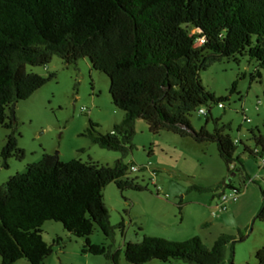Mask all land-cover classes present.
Returning a JSON list of instances; mask_svg holds the SVG:
<instances>
[{"label": "trees", "instance_id": "trees-1", "mask_svg": "<svg viewBox=\"0 0 264 264\" xmlns=\"http://www.w3.org/2000/svg\"><path fill=\"white\" fill-rule=\"evenodd\" d=\"M205 42L198 44L200 39ZM55 55L67 65L89 58L95 70L111 78L114 104L125 111L121 123L111 133H100L97 124L84 135L102 148L133 151L137 121L148 122L158 135L171 131L193 137L198 143L216 142L229 172L243 173L245 152L264 154V134L252 130L256 148L230 134L232 126L215 120L213 132L207 127L194 129V112L212 102L224 103L203 84L201 72L211 63L237 55H248L264 69V0H0V126L11 130L1 155L4 167L10 159L23 160L15 104L30 99L57 77L29 72L28 65L47 66ZM236 90V87L234 91ZM225 105V104H224ZM130 167L124 161L115 166L74 159L64 162L58 155L45 154L25 173L0 183V256L3 264L28 259L45 264L55 245L44 238L48 221L63 223L79 238H88L83 252L105 255L121 264V252L93 243L89 238L96 226L115 241L126 223L113 225L105 201V188L115 182L125 191L148 190L137 179L127 177ZM232 187L224 181L217 191ZM191 189L207 191L194 185ZM235 189V188H234ZM264 197V188H262ZM257 218L264 220V204ZM59 242V241H58ZM131 264L183 260L187 264H225L227 241L211 250L199 238L167 242L145 237L126 245ZM264 264V247L257 252Z\"/></svg>", "mask_w": 264, "mask_h": 264}, {"label": "rangeland", "instance_id": "rangeland-1", "mask_svg": "<svg viewBox=\"0 0 264 264\" xmlns=\"http://www.w3.org/2000/svg\"><path fill=\"white\" fill-rule=\"evenodd\" d=\"M198 44H201L199 42ZM259 62L248 55H237L211 63L201 72L203 84L217 98L228 97L221 108L218 102L204 105L191 117L195 130L207 127L213 132L215 120L231 125L234 139H242L256 148L251 131L264 134V69L256 75ZM29 72L57 77L16 107L20 147L26 157L10 159L4 167L1 155L11 130L0 126V183L25 173L43 160L45 154L58 155L64 162L74 159L87 163L115 166L118 161L129 165L131 179L148 186V190L122 191L113 182L104 191L113 225L126 223V231L118 230L115 241L109 240L99 226L89 238L93 243L121 252V264H131L126 257V245L142 242L145 237L167 242L199 238L203 247L211 250L218 242L227 241L225 264H260L257 252L264 247V220L257 218L264 197V169L258 157L245 152L240 144L237 156L243 157L246 169L236 175L229 172L216 142L198 143L193 137H182L171 131L151 132L148 122L137 121L134 149L129 155L102 148L84 135L95 122L100 133H111L121 123L125 111L118 108L111 94V78L95 70L89 58L67 65L55 55L47 66L28 65ZM236 87V90L234 91ZM140 168L133 171L132 167ZM241 190L233 198L232 187L217 191L219 183L229 181ZM199 185L207 191L191 189ZM230 197L227 208L218 206L221 192ZM44 238L55 245V252L45 264H114L105 255L83 252L86 238L69 232L63 223L48 221ZM59 241V242H58ZM0 264L3 259L0 256ZM17 264H32L21 259ZM146 264H187L183 260L163 262L155 259Z\"/></svg>", "mask_w": 264, "mask_h": 264}, {"label": "built area", "instance_id": "built-area-1", "mask_svg": "<svg viewBox=\"0 0 264 264\" xmlns=\"http://www.w3.org/2000/svg\"><path fill=\"white\" fill-rule=\"evenodd\" d=\"M200 41H201V43H204L205 42V38L200 39ZM219 106L221 108L225 107L224 103H220ZM200 114L207 116L209 114V112L207 110H205L204 108H201L200 109ZM235 141H236V143H239L240 139H235ZM256 152L257 153H261V150L259 148H256ZM260 160H261L262 168L264 169V154L260 156ZM132 170L133 171H138V170H140V168L137 167V166H133ZM234 190H235V192L233 193L232 196H233L234 199H238L241 196V192H240L241 190H238V189H234ZM229 199H230V197L227 196L225 191L221 192L220 203H219L218 206H221L223 208H227Z\"/></svg>", "mask_w": 264, "mask_h": 264}, {"label": "water", "instance_id": "water-1", "mask_svg": "<svg viewBox=\"0 0 264 264\" xmlns=\"http://www.w3.org/2000/svg\"><path fill=\"white\" fill-rule=\"evenodd\" d=\"M16 107H17V104H15L14 109H16ZM234 175H236V173H234ZM231 181H232V179H230V182Z\"/></svg>", "mask_w": 264, "mask_h": 264}]
</instances>
